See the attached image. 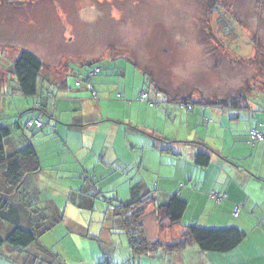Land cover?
I'll return each instance as SVG.
<instances>
[{
  "label": "crops",
  "instance_id": "crops-1",
  "mask_svg": "<svg viewBox=\"0 0 264 264\" xmlns=\"http://www.w3.org/2000/svg\"><path fill=\"white\" fill-rule=\"evenodd\" d=\"M56 2L57 0H27L25 5L16 3V13H19L20 8L22 12L41 8L32 11L33 16L38 17L19 15V17L9 16L5 18L0 16V22L5 21L2 31L7 36L16 34L17 41L21 42L11 44L5 39L0 41V51L3 49L11 50L7 54L11 57V64L6 67L7 69L0 67V91L4 97L6 95L4 91L6 82L8 79L15 80L12 66L21 52L30 51L29 53L41 62L42 68L37 80L36 94V98H40L33 99L39 103L40 107L36 109L34 102H31L30 108L26 110L27 115L41 119L43 124L47 117L49 128L45 132V136L49 140L51 138L57 139L67 148L68 152L73 154V161L78 162L72 166L70 157L71 164L67 166L69 169L67 178L70 179V184L79 185V188L68 189L63 196L62 194L59 195L60 203L50 198V192L43 197L33 181V179L42 178L40 165L39 172L26 177L22 186L23 196L29 198L30 201L20 200L21 197H18L17 193H14V196H9L10 202L17 207L19 226L24 229L38 227L39 224H36L32 219L34 211H38V213L53 217L52 224L71 227L67 231L68 235L73 233L72 227L78 226L82 228V231L79 232L81 238L87 235L98 241L99 237L94 236L88 230V226L81 227L73 217L86 214L93 215L95 210L101 211V207H97L99 198L95 196L96 194L101 193L105 199H120V202L129 200L131 186L138 183L144 186V191L154 187L156 189L154 196L157 202H164L173 194L178 195L186 202V210L181 221L173 226L167 225L165 221L163 226L159 225L155 214V205L150 204L146 208L142 221L143 232L146 240L151 243L170 244L179 238L185 227L191 225L208 229L234 227L245 233V238L241 244L226 254L202 253L196 245L191 244L186 250L180 252L167 253L158 249L149 255L137 258L138 260L145 258L146 264H264V141L251 143L248 138L251 129L258 128L260 125L264 126V100H255L251 104L248 97L246 101L242 99L241 104L233 103L235 105H228L223 108L196 106L200 107L197 112L194 110L195 107L188 110L182 105H179L178 109L169 106L164 112H159L146 108L145 105L132 103L133 100L124 104L114 103L111 100L114 93L111 89L113 83L109 80V76L97 80V77L104 72L100 62L113 61L105 59H100L97 62L103 71L94 80L93 88L96 98L90 99L89 91L87 88H83L85 86L75 87L74 84L72 91L68 88V82L65 78V75L70 73L66 63L59 60L56 70L52 68L53 74L50 77L46 61L40 58L38 54V51L45 49L47 54L44 53L43 55L49 57L55 48L53 45L54 38L51 41L49 36L52 34V25L55 20ZM65 2L66 0L63 4ZM14 9L12 5L9 6L0 2V13L12 12ZM37 18L44 21L40 20L42 24L36 27L35 19ZM40 30L47 32V36L42 38V43L37 49L35 48L36 50L20 40L23 38L19 34L25 32V34L34 33L38 35ZM65 35L66 33H62L60 40H66ZM36 41L40 43V39ZM84 63L78 65V70L82 68ZM114 68L113 73H116L118 67ZM7 73L9 74L8 77L6 76ZM76 73L78 72H72V76L75 77ZM122 78H125V75ZM17 92L20 94L18 88ZM131 93L130 95H132ZM20 96L22 95L20 94ZM116 98H121V95L119 94ZM165 99L171 101L173 98L166 96ZM103 101H106L105 103L108 105L110 104L109 106H112L111 104L118 107L121 105L123 111L132 112L135 110L136 116L134 119L132 117L125 118V116L107 118L106 123L110 124L105 125L104 128L100 122L103 114ZM39 109H43L45 114L40 113ZM184 109L187 114H192L194 111L195 113L192 116H184L181 113L184 112ZM96 111H99L100 115H97ZM140 112L151 117L153 125L162 123V128L142 124L139 118ZM165 112L166 114L170 112V116H165ZM180 118L184 120H180ZM125 122L126 126L122 125ZM168 124L172 126V130H167ZM22 131H27L24 126ZM154 131L159 137L165 139V142L154 139L151 136V132ZM214 140L219 141V143L217 144ZM168 148L171 152L164 151ZM19 149L16 145H12L10 138L5 141L6 152L12 153ZM198 152H206L210 157L208 166L203 169L195 165V154ZM145 154L146 173L149 174L150 171H153L154 178L151 179L148 176L146 178L141 176L142 179L133 178L136 174L132 173V164L136 159V162H140L142 166ZM60 164L67 165L68 163ZM54 168H57V164ZM120 171H123V175L132 177L127 183L124 182L127 186L125 185L124 191L122 190V196H120V191L115 185L119 179L113 180L118 176L115 175V172L120 173ZM44 180H47L48 183H54L56 177L51 176ZM99 181L101 182L98 184ZM101 183L103 186H100ZM80 184L84 185L80 186ZM4 186L6 184L1 179L0 174V189L3 191H5ZM100 187H103V192L100 191ZM69 190L70 193L72 192L71 194ZM215 196L222 197L219 203L215 201ZM125 198L127 199L124 200ZM236 207L238 214L234 216ZM67 212H69V217L74 220L66 217ZM105 217L107 216L104 214L103 219ZM145 218L146 224L147 218L152 219L150 221L151 227H145ZM110 220L108 218V221ZM103 223L105 225L101 231L104 232V235L101 234V238L105 237L106 245L102 247L100 243L99 245L88 244L84 239L82 242L89 245L88 248L84 249L87 250L89 256L79 258V254H76L75 263L96 264L98 260H102L103 256L108 263L126 264L130 260L136 261L137 259L131 257L128 240L127 246L124 244L120 247L122 253L119 255L122 256L115 260L119 242L115 241L113 235L118 233L113 230L114 227L108 222L104 220ZM11 228L7 223L0 221V230L2 229L5 236ZM98 233L97 235H99ZM40 242L38 239L36 244L26 251L14 250L7 245L0 246V264H18L19 262L23 264L28 261L32 264H38L39 261L34 258V255L37 257L39 246L49 248L50 243H54L49 238L45 243ZM67 245L71 248L74 244L72 241H67L65 251H67ZM82 246L87 247V245ZM61 255L57 254L67 264L69 260Z\"/></svg>",
  "mask_w": 264,
  "mask_h": 264
},
{
  "label": "rangeland",
  "instance_id": "rangeland-1",
  "mask_svg": "<svg viewBox=\"0 0 264 264\" xmlns=\"http://www.w3.org/2000/svg\"><path fill=\"white\" fill-rule=\"evenodd\" d=\"M26 1L0 0V2L15 8L12 12L0 13V16L5 18L19 17V15L38 17L33 16L32 11L41 8L30 9L26 12H22L20 8L19 13H16V3L25 5ZM64 1L57 0L56 2L52 34L49 33L51 41L54 38L55 48L49 57L43 55L47 54L45 49L40 48L42 51H38V54L46 61L49 76L53 74L52 68L56 70L60 61L66 63L70 73L65 75V78L68 88L72 91L76 80H81L80 76H83L85 72L83 69L78 70L79 64L83 62H85L84 64L97 63L100 59H105L113 61L100 62L104 72L97 77V80L109 76V80L113 83L111 89L114 93L111 100L114 103L124 104L133 100L132 103L164 112L169 106L177 109L179 107L176 101H167L163 97L164 95L173 99L192 96L194 100L201 98L216 100L244 95L249 97L248 100L251 104L255 100H264V0H66L63 4ZM35 20L36 27L42 24L41 19ZM4 22H0V41L5 39L11 44L21 43L17 41L16 34L7 36L2 31ZM62 33H66L64 41L60 40ZM19 35L23 38L20 40L34 50L42 43L41 40L45 35L47 36V32L40 30L38 35L25 34V32ZM37 39H40V43H37ZM10 51V49L0 51V67L4 69H7L6 67L11 64V57L7 56ZM67 60L69 61L66 62ZM114 67H118L116 73H113ZM119 69L121 70L119 71ZM74 71L78 72L75 77L72 76ZM8 75L7 73L6 76L8 77ZM122 75H125V78H122ZM17 86L16 79L14 81L8 79L4 87L6 95L3 97L2 91H0V126L11 129L9 138L12 145H16L17 148H25L31 140L41 165L40 176L42 178L33 179L36 188L39 189L43 197L50 192V198L59 201V195L63 196L67 192L66 190L79 188V185L70 184V179L67 178L69 175L67 166L71 164L70 157L72 166L78 162L73 161V154L68 152L67 148L57 139L49 140L45 136V132L49 128L47 117L43 116L45 118L44 127L39 132L22 131L26 120L31 117V115H27L26 110L30 108L31 102L35 103L36 101L20 96ZM88 94L90 93L88 92ZM119 94L121 98L117 99ZM142 94L147 95V100L137 101V98ZM37 98L35 97L34 100ZM90 99L92 98L90 97ZM148 101L155 102L158 106L150 107ZM105 102L103 101V114L100 119L104 128L105 125L110 124L106 123L107 118L125 116V118L132 117L134 119L136 116L135 110L132 112L123 111L121 105L119 107L115 104L109 106L110 104ZM199 109L200 107H195L194 110L197 112ZM99 111H96L97 115H100ZM181 113L184 116L194 114H187L185 109ZM164 114L170 116V112ZM139 118L140 122L148 124L147 126H156L159 129L163 126L162 123L153 125L152 118L145 116L143 112L139 113ZM180 120L184 119L180 118ZM125 124L126 122L122 125ZM170 129L172 130V126L168 124L167 130ZM214 142L219 143L215 140ZM145 156L146 154L142 166L140 162H136V159L132 164V173L136 174L133 178L142 179L147 176L151 179L154 178L153 171H150L149 174L146 173ZM60 163L68 164L61 165ZM56 164L57 168H54ZM120 167L123 166L120 165ZM122 173L123 171L115 172V175L118 176L113 179H119L118 184L115 183V185L120 191V196H122L124 187L127 186V181L132 178ZM51 176L56 177L54 183L44 180ZM83 185L80 184V186ZM100 186H103V183ZM102 188L100 187V191ZM150 191L155 193L156 189L151 187ZM22 193L21 187L17 192L18 197L20 196L22 201L29 202L30 199L25 198ZM98 198L97 207H101V211L95 210L93 215L73 217L81 227L88 226V230L94 236L99 237L98 241L87 235L81 238L79 232L82 231V228L78 226L72 227L74 231L71 230L73 233L68 235L67 231L71 227L52 224L53 217L49 215L44 219L45 221L43 220V226L40 227L47 228L48 226V230L45 229L48 233L43 230L37 238L44 243L48 238L54 242L55 244L50 243L51 246L48 250L56 255L63 254L61 256L69 260L67 264H76V254H79V258L88 257L89 253L84 250L89 247L88 244L99 245L100 243L104 247L106 245L105 237L101 238V234L104 235V232L101 231L105 225L104 220L113 227L120 226V220L111 217L109 211L111 200L106 198L107 201H102L101 198L104 197L101 193L98 194ZM104 214L107 217L103 219ZM69 216V212H67L66 217L72 220L73 218ZM108 218L111 220L108 221ZM151 220V218H147L146 224L145 218V227H151ZM116 233L118 234L113 235V238L119 243L116 248L118 253L115 255V260L122 256L119 255L122 253L120 247L124 244L127 246L128 240L124 234L121 235L118 231ZM4 237L5 233L1 229L0 238ZM84 239L88 244L82 242ZM67 241H72L74 245L71 248L67 245V251H65ZM82 245H87V247ZM104 258L105 256L96 264H118L108 263ZM23 264L32 263L28 261ZM38 264L46 263L41 259ZM126 264H146V259L130 260Z\"/></svg>",
  "mask_w": 264,
  "mask_h": 264
},
{
  "label": "trees",
  "instance_id": "trees-1",
  "mask_svg": "<svg viewBox=\"0 0 264 264\" xmlns=\"http://www.w3.org/2000/svg\"><path fill=\"white\" fill-rule=\"evenodd\" d=\"M95 67H100L101 72L103 71V68L97 63L84 64L81 69L85 72L83 76H80L81 80H77L79 83L78 86L75 85V87L85 86L90 95L92 92H95L93 88L95 77L101 73H98L88 81L87 74ZM41 68V62L29 52H21L15 59L12 72L17 81L18 90L24 98L34 99L36 97L37 80ZM140 96L137 98V101H140ZM163 97L165 98L166 95ZM91 98L94 99L92 96ZM246 98L244 95H237L228 99L208 100L201 98L194 100L192 96H184L172 99L171 101H176L186 109H192L196 106L223 108L224 106L239 104L242 102V99L246 101ZM146 100L147 95L144 101ZM148 105L153 108L158 106L155 102H149ZM39 111L45 114L43 109H39ZM41 129H30L28 131L38 132ZM10 135L11 129L0 127V174L1 179L6 184L4 186L5 191L0 189V221L12 227L5 238H0V246L7 245L14 250L26 251L32 245L36 244L37 237L43 230L45 232L48 230V226L47 228H40L43 226V220L48 217L38 213V211H34L32 219L39 226L31 229H24L19 226L18 210L10 202L9 196H14L13 194L20 190L26 177L39 172L40 164L31 140H29L30 142L23 149L12 153L6 152L5 141ZM151 136L156 140L165 142V139L159 137L155 131L153 133L151 132ZM164 151L171 152L169 148ZM209 160L210 157L206 152H198L195 154V165L199 168L203 169L207 167ZM143 187V185L138 183L133 184L130 188L131 197L129 200L123 202L111 200L109 203L111 217L120 220V226H115L113 230L127 237L133 259L144 257L158 249H162L167 253L184 251L191 244L196 245L202 253L226 254L236 249L245 238V233L234 227L208 229L191 225L185 227L179 238L170 244H162L159 242L151 243L146 240L143 232L142 221L146 213V208L150 204L155 205V214L159 225L163 226V222L165 221L167 225L173 226L179 224L181 221L186 210V202L176 194L170 195L164 202H157L153 191H144ZM95 196L98 195L96 194ZM101 199L103 201L106 200L104 198ZM37 253V257L34 255V258L39 262L43 259V262L46 264H65L61 258L42 245L41 247L39 246Z\"/></svg>",
  "mask_w": 264,
  "mask_h": 264
},
{
  "label": "built area",
  "instance_id": "built-area-1",
  "mask_svg": "<svg viewBox=\"0 0 264 264\" xmlns=\"http://www.w3.org/2000/svg\"><path fill=\"white\" fill-rule=\"evenodd\" d=\"M101 72L100 67H95L93 70H90L87 74L88 81L91 80L94 76H96L98 73ZM78 81L76 80L75 85L78 86ZM91 96L93 98H96L95 92L91 93ZM146 99V95H141L139 100L144 101ZM39 103L36 102L34 103V107L37 108L39 107ZM189 110V109H188ZM43 127V122L39 118L35 117H30L24 124V129L25 130H30V129H41ZM248 138L251 143H256V142H263L264 141V126L260 125L258 128L251 129ZM215 201L219 203L222 199L221 196H215L214 197ZM238 214V209L237 207L234 209V216Z\"/></svg>",
  "mask_w": 264,
  "mask_h": 264
}]
</instances>
